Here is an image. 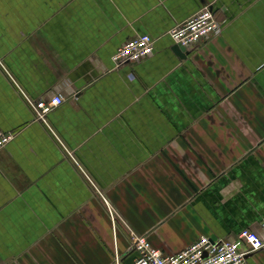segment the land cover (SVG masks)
<instances>
[{"label":"crops","instance_id":"1","mask_svg":"<svg viewBox=\"0 0 264 264\" xmlns=\"http://www.w3.org/2000/svg\"><path fill=\"white\" fill-rule=\"evenodd\" d=\"M210 5L220 30L173 52ZM153 52L116 66L126 39ZM24 94L62 96L34 117ZM0 264H132L264 217V0H0ZM249 260L264 264V248Z\"/></svg>","mask_w":264,"mask_h":264},{"label":"built area","instance_id":"2","mask_svg":"<svg viewBox=\"0 0 264 264\" xmlns=\"http://www.w3.org/2000/svg\"><path fill=\"white\" fill-rule=\"evenodd\" d=\"M220 30L214 19L212 8L205 5L189 18L182 26L171 30L175 42L189 45L198 42L210 33ZM153 52V39L147 33L134 35L117 47L112 55L116 66L137 61ZM25 100L34 117L46 123V114L62 101V96L53 94L47 99H33L24 94ZM13 136L11 132L0 130V148ZM130 245L136 252L132 264H252L249 257L257 250L264 248V217L259 228L245 227L235 235L209 237L201 235L193 242L173 253H164L153 246L146 236L130 233Z\"/></svg>","mask_w":264,"mask_h":264},{"label":"water","instance_id":"3","mask_svg":"<svg viewBox=\"0 0 264 264\" xmlns=\"http://www.w3.org/2000/svg\"><path fill=\"white\" fill-rule=\"evenodd\" d=\"M171 49L173 50V52L175 54H177L180 57L186 56L188 54V52H189V49L185 45H183V44H181L179 42H175L171 46Z\"/></svg>","mask_w":264,"mask_h":264}]
</instances>
